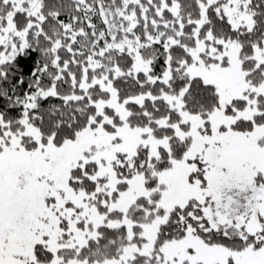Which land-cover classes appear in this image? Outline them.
I'll return each instance as SVG.
<instances>
[{"label": "snow or ice", "instance_id": "6c2138e0", "mask_svg": "<svg viewBox=\"0 0 264 264\" xmlns=\"http://www.w3.org/2000/svg\"><path fill=\"white\" fill-rule=\"evenodd\" d=\"M0 264H264V0H0Z\"/></svg>", "mask_w": 264, "mask_h": 264}]
</instances>
